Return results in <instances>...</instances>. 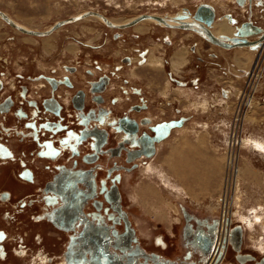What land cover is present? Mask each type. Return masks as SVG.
<instances>
[{
    "label": "flooded vegetation",
    "instance_id": "flooded-vegetation-1",
    "mask_svg": "<svg viewBox=\"0 0 264 264\" xmlns=\"http://www.w3.org/2000/svg\"><path fill=\"white\" fill-rule=\"evenodd\" d=\"M228 1H236L243 11L247 6L252 11L255 5L262 8L264 0ZM205 5L210 6L214 13L210 26H206L204 19L199 17ZM0 11L12 20L9 12L3 9ZM78 16L84 17L62 24L50 34L20 31L17 33L23 35V38L17 39L12 38L4 29H21L0 15L5 24L0 25V258L6 259L15 253L18 257L39 264H107L108 258L104 251L108 247L111 254L109 257L120 256L126 261L125 253L135 250L138 245L149 257L155 254L161 260L178 264H223L229 260L230 251L234 260L231 264H264V256L257 259L254 253L245 252V227L232 223L229 215L234 214L231 208L234 205L224 209L222 204L223 217H198L187 207L181 208V240L189 250L179 261L166 259L143 248L123 205L121 185L125 175L130 173L135 176L140 162H152L160 145L165 144L173 131L183 129L190 118L180 115L167 120L154 119L155 103L145 94L153 93L152 89L159 86L156 77L167 81L163 75H159L166 60L164 42L169 46L168 49H173L169 56L173 64L183 67L189 58H181L184 49L189 53L188 48H185L187 38H182L178 43L169 34L163 43L157 42L161 39H156L154 30L162 28L182 36L204 37L213 46L222 48L206 38L208 35L205 30L215 36L213 28L219 19L217 7L211 3H200L195 9L184 7L174 14L143 12L124 20H114L98 10H88L56 23ZM89 18L102 22L116 36L136 31L139 38L147 36L151 40L150 49L141 51V55L124 59L133 67L128 76L132 79L146 78L145 88L128 86V81L115 84L111 75L99 74L101 70L94 68H84L76 59L80 58L77 55L80 49L74 42L67 46L68 52L65 54L77 56L68 57L73 63L61 64L56 61L57 57L53 54L60 49L55 43L56 37L51 40L52 46H45L42 39L53 34L58 36L62 27ZM223 21L232 24L234 17L224 15ZM13 22L35 32H46L56 24L41 31ZM254 28L250 27L249 34L256 32ZM25 35L42 40L44 51L52 55L37 63V71L16 60L12 48L4 47L12 43V40L25 42ZM92 36L97 38L99 33ZM235 36L240 39L231 38L232 44L220 37L226 46L262 40L261 43L247 47H264V34L251 41L241 39L246 36L239 31ZM160 50L162 57H157ZM155 58L162 60L156 62ZM119 70L122 72V69ZM118 85L119 89L116 88ZM166 85L162 89L159 86V89L163 96L168 97L169 89L165 92ZM132 96L141 99L133 103ZM181 119H184L183 125L173 128L162 141H155L154 128L157 124ZM152 150L153 153L149 154ZM260 210L263 211V208ZM257 211L254 210L255 220L247 219V222L250 228L259 226L263 231L264 228L258 222L261 216ZM124 213L134 231L133 235L127 231ZM13 228L19 231L15 232L20 233L15 234L18 237L11 232ZM49 229L63 236L59 239L64 241L62 246L65 244V248L59 254H47L44 250H38L37 246L35 249L31 246L34 242L43 245L44 230ZM201 237L213 241L209 256L198 246ZM256 240L264 251V236L259 235ZM156 241L168 248V242L162 237H157ZM128 242L132 248L126 250ZM143 263L145 259L139 258L137 264ZM148 263L155 264L151 258Z\"/></svg>",
    "mask_w": 264,
    "mask_h": 264
},
{
    "label": "rangeland",
    "instance_id": "rangeland-1",
    "mask_svg": "<svg viewBox=\"0 0 264 264\" xmlns=\"http://www.w3.org/2000/svg\"><path fill=\"white\" fill-rule=\"evenodd\" d=\"M200 3H211L217 7L219 19L213 32H217L223 23L230 26L226 33L224 30L218 33L219 37H234L237 40L240 38L235 34L238 35L239 31L246 36L241 39L251 41L264 34V1L262 8L255 5L252 11L248 6L243 11L236 1L228 0H0V9L9 12L16 23L42 31L60 19L88 10H98L114 20H124L143 12L174 14L184 7L195 9ZM227 14L234 17L232 24L223 21ZM0 25H5L1 19ZM252 26L256 31L253 35L249 34ZM104 27L102 22L89 18L62 27L58 36L53 34L42 40L45 46H52L51 40L56 37L55 43L60 49L54 51L53 56L61 64L73 63L68 59L72 55L65 54L68 52L67 46L74 42L80 49L77 53L80 58L76 59L84 68H94L102 71L99 74L111 75L115 84L128 81V86L145 88L146 78L132 79L128 76L133 67L124 59L150 49L151 40L147 36L139 38L136 31L116 36V33ZM4 30L12 38H23L17 33L20 31L13 27ZM154 31L156 39H161L157 42L163 43L169 34L178 43L182 38H187L185 48L189 51L187 53V49H184L185 52L181 54L183 60L189 57L186 64L183 67L175 65L169 61L173 49H168L164 42L166 60L163 71L158 74L169 82L158 77L156 81L160 82L157 83L160 89L167 83L165 92L169 89L168 97L161 94L159 86L152 89L153 93L145 94L155 103L154 119L167 120L180 115L190 118L183 129L173 131L174 137H169L165 144L160 145L152 162H140L135 176L128 173L121 185L123 205L130 215L141 246L150 253L179 261L189 250L181 240V208L187 207L198 217H223L222 204L232 202L234 214H229L232 223L245 227V252L254 253L257 259L262 258L264 251L256 238L264 236V233L259 226L250 228L247 219L254 221V210L257 209V214L261 216L258 222L264 228V209H259L264 208V47L242 46L227 50L213 46L204 37L203 40L192 35L182 36L162 28ZM96 32L99 37L94 38L92 35ZM25 38V42L12 40L4 47L12 48L16 60L37 71V63L52 55L44 51L42 40L27 35ZM159 56L162 57L161 50ZM158 60L162 59H156V62ZM116 88L119 89V85ZM132 97L133 103L141 99ZM257 143H261V148L256 147ZM195 179H198L197 182H194ZM206 179L207 186L202 189ZM236 179L238 186L234 189ZM139 200L144 204H139ZM16 231L15 228L11 229L13 235L20 234ZM60 237H63L61 233L54 229L44 230L43 245L34 242L31 246L34 249L37 246L38 250H44L47 254H59L65 248ZM157 237L165 239L168 248L161 246L156 241ZM229 253V260L223 264L234 261L233 253ZM0 264L39 263H32L12 253L9 258H0Z\"/></svg>",
    "mask_w": 264,
    "mask_h": 264
},
{
    "label": "water",
    "instance_id": "water-1",
    "mask_svg": "<svg viewBox=\"0 0 264 264\" xmlns=\"http://www.w3.org/2000/svg\"><path fill=\"white\" fill-rule=\"evenodd\" d=\"M0 15L5 17V14L3 12H1V11H0ZM213 15H214V13H213L212 8L210 6H208V5H205L204 8H203V11H201V16H199V17L201 19H204L205 24L211 25L212 21H213ZM84 16H78V17L71 18V19H68L66 21H63V22H58L50 30H48L46 32H35V31L23 29L18 24H15L12 20L7 19L6 17L5 18L13 26L21 29L24 32L31 33V34H48V33L52 32L56 27H58V26H60V25H62L64 23H68V22H71V21H74V20H79V19L83 18ZM216 42L221 45V42L218 39H216ZM249 43H252V42H246L247 45ZM183 124H184V119H181L179 121H174V120L168 121V122L165 121V122L157 124L155 126V128H154V131L156 132L155 141L156 142L162 141L163 139H165L166 137L169 136V134H170V132H171V130L173 128L181 126ZM152 140L153 139H150V141H152ZM152 153H153V150L149 154H152ZM124 219L127 222V231L130 232V235H133L134 231H133V229L130 228V222H129L128 218H127V214L126 213H124ZM108 238H109V236H108ZM129 243L130 242H128V245H125V249L126 250L132 248V246ZM212 245H213V241H211L210 238H208V237H201L200 242L198 244V246L203 250V252L207 256H209L208 254H210V252H211ZM135 248H136L135 250L130 251L128 253H125V257H126L127 260L124 261L120 256H118V257L117 256L109 257V255H111V254L109 252V247H108L107 250L104 251V253H106L104 255H106L107 258H108V259H106V263L107 264H137L139 258H144L145 259V264H149L148 261L151 258V260L155 264H178V263L170 262V261H167V260H161L155 254L152 255L151 257H149V255L141 247H139L138 245L135 246Z\"/></svg>",
    "mask_w": 264,
    "mask_h": 264
},
{
    "label": "bare ground",
    "instance_id": "bare-ground-1",
    "mask_svg": "<svg viewBox=\"0 0 264 264\" xmlns=\"http://www.w3.org/2000/svg\"><path fill=\"white\" fill-rule=\"evenodd\" d=\"M142 23H144V22H142ZM64 25V24H63ZM228 25H229V22H228ZM61 26V25H60ZM60 26H58V27H56L55 29H57V28H59ZM206 26H210V25H207L206 24ZM139 27V26H138ZM230 27V26H229ZM227 25H226V23H223L222 25H221V27L220 28H218V31L217 32H214V34H215V36L213 35V34H211L206 28H205V30H206V34L208 35L206 38L207 39H211L210 41L212 42H214V43H216V44H218L217 42H216V39H218L220 42H221V45L220 44H218V45H220V46H222L223 48H236V47H242V46H253V45H255L256 43H261V41L262 40H259L258 42H252V43H249L248 45L246 44V43H241V44H237V45H235V46H226L223 42H222V39L221 38H217L216 36H219L218 35V33H222V30H224L223 32H225L226 33V31L228 30V28H229ZM54 29V30H55ZM217 30V29H216ZM19 31H22V30H19ZM221 31V32H220ZM50 34V33H49ZM47 35V34H46ZM209 37V38H208ZM223 38H225V40L227 41H229L230 43L229 44H232V41H231V38H233V37H223ZM239 41V40H238ZM243 50V49H242ZM245 50V49H244ZM239 53V52H238ZM257 87V86H256ZM246 144V143H245ZM258 144L259 143H257V148H258ZM261 144V143H260ZM261 147V146H260ZM220 162V161H219ZM175 163V162H174ZM178 171H179V169H178ZM182 172V171H181ZM256 172V171H255ZM237 173H238V171H237ZM237 173H236V178H238V175H237ZM210 175H211V173H210ZM214 175H216L215 173H214ZM217 175L219 176V173H217ZM262 176V175H261ZM251 177V176H250ZM257 177V176H256ZM259 177V176H258ZM254 178V177H253ZM238 179H236L235 180V186H234V189H235V187H237L238 185V183L236 184V181H237ZM253 180V179H252ZM251 180V181H252ZM255 180V179H254ZM237 185V186H236ZM146 190H147V188H146ZM148 191H146V193H147ZM150 192V191H149ZM236 195H238V194H236ZM238 198V197H237ZM145 199V198H144ZM236 199V198H235ZM239 199V198H238ZM237 199V200H238ZM228 201V200H227ZM139 202H140V204H144V202H142L141 200H139ZM148 204V203H147ZM224 209L226 208V207H228V206H232V202H231V204L230 203H228L227 204V202L226 203H224ZM261 207V206H260ZM261 208H263V207H261ZM261 208H259V209H261ZM264 209V208H263ZM228 210V209H227ZM264 231V230H263ZM260 238V237H259ZM258 238V239H259ZM261 244V243H260Z\"/></svg>",
    "mask_w": 264,
    "mask_h": 264
},
{
    "label": "crops",
    "instance_id": "crops-1",
    "mask_svg": "<svg viewBox=\"0 0 264 264\" xmlns=\"http://www.w3.org/2000/svg\"><path fill=\"white\" fill-rule=\"evenodd\" d=\"M174 135H175V134H172L171 137H174ZM256 147H257V144H256ZM258 148H261V147H260V144H258ZM206 171H207V170H206ZM211 172H212V171H211ZM207 173L209 174V171H208ZM217 176H218V175H217ZM192 178H195V177H192ZM196 180H198V179H195L194 182H197ZM192 183H193V181H192ZM204 183H205V185H202V189H204V188L207 186V185H206V184H207V179H206V181H205ZM187 184L189 185L190 182H187ZM211 185L213 186V184H211ZM211 185H210V187H211ZM202 189H201V190H202Z\"/></svg>",
    "mask_w": 264,
    "mask_h": 264
}]
</instances>
